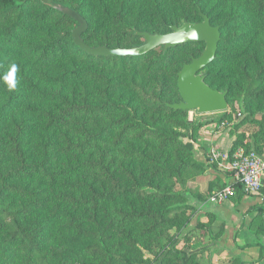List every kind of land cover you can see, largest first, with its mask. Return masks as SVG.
Masks as SVG:
<instances>
[{
  "label": "trees",
  "instance_id": "obj_1",
  "mask_svg": "<svg viewBox=\"0 0 264 264\" xmlns=\"http://www.w3.org/2000/svg\"><path fill=\"white\" fill-rule=\"evenodd\" d=\"M59 7L86 20L88 46L110 49L206 15L222 40L202 73L231 109L207 124L234 114L264 143V0H0V264H202L175 247L194 215L179 188L218 164L210 151L196 158L204 125L170 105L182 101L179 72L206 44L92 56ZM252 210L259 237L264 203Z\"/></svg>",
  "mask_w": 264,
  "mask_h": 264
},
{
  "label": "rangeland",
  "instance_id": "obj_2",
  "mask_svg": "<svg viewBox=\"0 0 264 264\" xmlns=\"http://www.w3.org/2000/svg\"><path fill=\"white\" fill-rule=\"evenodd\" d=\"M237 109L239 113L245 114L244 104L242 101L237 104ZM230 112L231 109L229 107L228 111L224 113ZM224 113L199 115L197 112H189V119L190 121L196 120L198 123L206 125L208 122H215L219 120L221 115ZM238 122L239 117H236L233 114V119L223 122L225 125H223V123L221 125L216 124V127H218V132L231 129V134L233 133V135H236V140L238 139L242 141V145H240L238 150H236L235 154L239 150H244L245 152L255 151L263 157L264 143L257 141V139L253 136L250 125H244L240 129H237L236 126L238 125ZM221 151L226 152L224 150ZM196 158L198 159L197 156ZM216 168L217 172L214 168L207 167L204 176L198 178L197 180H192L187 185L180 186L179 188L185 196L186 203L194 208L190 212L194 215L188 229L177 235L178 241L175 247L184 251L198 253V260L202 264H221L222 262L229 260L230 256L228 253L221 248H216L215 246L227 232L229 220L232 219L233 214H236L237 209L240 207L241 202L245 198V196L241 198L238 194L221 206H215L210 202V198L213 193L223 188L224 184L227 186L231 180V178L224 175L226 171L220 165ZM213 172H215V174H213ZM218 172L221 174L217 175ZM211 183L215 186L213 189L210 187ZM229 211L232 213L231 216L226 215ZM255 228L251 229L257 236ZM170 233L175 235L177 233V229H172ZM263 236L264 235L259 237L257 236V239L260 240ZM146 255L148 258L153 259L152 254ZM240 262L243 263L241 260ZM240 262L236 264H240ZM152 264L158 263L153 262Z\"/></svg>",
  "mask_w": 264,
  "mask_h": 264
},
{
  "label": "water",
  "instance_id": "obj_3",
  "mask_svg": "<svg viewBox=\"0 0 264 264\" xmlns=\"http://www.w3.org/2000/svg\"><path fill=\"white\" fill-rule=\"evenodd\" d=\"M65 15L79 23L73 32L74 43L89 55L97 57H137L163 47L165 51L187 43L203 42L206 44L201 56L185 64L178 74V89L182 101L170 105L174 110L197 112L199 115L224 113L229 109L227 92H221L206 83L202 73L215 59L222 40L220 27L211 24L210 19L203 15V21L198 23L185 22L182 26H173L168 34L137 32L143 37L144 44L131 49H110L108 47L92 48L82 39L87 31L86 20L69 8H58Z\"/></svg>",
  "mask_w": 264,
  "mask_h": 264
},
{
  "label": "crops",
  "instance_id": "obj_4",
  "mask_svg": "<svg viewBox=\"0 0 264 264\" xmlns=\"http://www.w3.org/2000/svg\"><path fill=\"white\" fill-rule=\"evenodd\" d=\"M216 126V124L204 125L198 133L195 151L200 161L206 162L205 152L210 151L211 148L228 152L233 142L236 140V135H233V133L231 134V129L218 132V127ZM213 174H215V172H213ZM232 180L234 179L231 178L228 184H230ZM262 203H264L262 197L245 196L236 214H233L232 219L229 220L227 232L223 235L221 240L217 242L215 247L223 249L229 256L235 255L239 257L245 264H264V256L262 259L260 258L261 248L257 245L260 244L264 251V236L260 240L257 239V236L250 226L256 213L253 212V210L251 212L249 211L251 207L261 205ZM226 215L231 216L232 213L229 211Z\"/></svg>",
  "mask_w": 264,
  "mask_h": 264
},
{
  "label": "built area",
  "instance_id": "obj_5",
  "mask_svg": "<svg viewBox=\"0 0 264 264\" xmlns=\"http://www.w3.org/2000/svg\"><path fill=\"white\" fill-rule=\"evenodd\" d=\"M210 157L211 163H217L226 173H233V179L242 185L246 196L262 197L264 201V158L259 153L239 150L231 160L228 152L211 148ZM236 193L235 187L228 184L225 188L213 193L210 202L214 205L225 204Z\"/></svg>",
  "mask_w": 264,
  "mask_h": 264
},
{
  "label": "clouds",
  "instance_id": "obj_6",
  "mask_svg": "<svg viewBox=\"0 0 264 264\" xmlns=\"http://www.w3.org/2000/svg\"><path fill=\"white\" fill-rule=\"evenodd\" d=\"M13 68H16L17 66L15 64L12 65Z\"/></svg>",
  "mask_w": 264,
  "mask_h": 264
}]
</instances>
